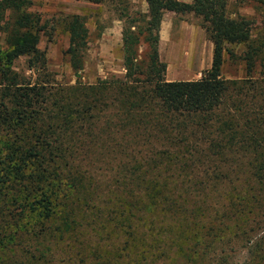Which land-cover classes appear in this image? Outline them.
Instances as JSON below:
<instances>
[{
  "label": "trees",
  "instance_id": "16d2710c",
  "mask_svg": "<svg viewBox=\"0 0 264 264\" xmlns=\"http://www.w3.org/2000/svg\"><path fill=\"white\" fill-rule=\"evenodd\" d=\"M144 2L145 12L119 16L124 73L92 83L78 73L85 17L65 16L64 54L76 80L55 87L37 46L45 25L26 10L31 0H0V249L21 237L20 245L35 241L36 254L30 247L0 262L226 264L243 248L238 264H264V72L252 75L264 41L251 38L248 19L230 17L226 0ZM165 11L197 17L212 44L197 79L163 78ZM228 45L244 47L242 78L221 75ZM19 57L33 82L13 70ZM105 145L109 154L94 155L104 160L75 153ZM97 161L114 165L82 164Z\"/></svg>",
  "mask_w": 264,
  "mask_h": 264
},
{
  "label": "rangeland",
  "instance_id": "374dc122",
  "mask_svg": "<svg viewBox=\"0 0 264 264\" xmlns=\"http://www.w3.org/2000/svg\"><path fill=\"white\" fill-rule=\"evenodd\" d=\"M189 1V0H184ZM226 9L230 17L242 16L250 21V35L252 39L259 38L264 41V6L252 0H226ZM27 11L40 15L45 25L44 32L40 34L38 48L44 51L46 77L50 86L65 87L74 84L76 78L69 67L64 50L67 46V34L62 28L61 20L70 14H79L85 17L88 30L87 46L83 57V67L78 72L80 81L92 83L97 78L109 75L122 76L121 52V25L123 13L131 14L133 11H146L144 0H105L99 4H90L82 0H31ZM8 19L5 13V18ZM5 34L0 30V49L6 47ZM158 55L165 63L163 78L165 80H192L200 77L203 70L207 69L211 60L212 44L206 39L203 29L198 25V18L191 13H173L165 11L162 15L158 31ZM233 54L223 53L221 75L226 79H238L245 75V64L241 59L244 51L242 45H228ZM139 53L143 56L144 44L139 46ZM143 58V57H142ZM12 68L20 77L35 80L36 73L28 69L25 58L19 57L12 63ZM260 71L264 72V49L255 57L252 66V75L255 77ZM110 145L75 149L78 155L84 154L83 150L91 153L92 158L104 160L103 156L95 154H109ZM92 162L83 166L94 168L98 171L108 170L114 165L102 162ZM24 237V236H23ZM18 240V239H16ZM15 240V242H16ZM21 237L16 245L0 249V258H16L19 260L21 251L28 250L34 240H24L20 245ZM5 241L11 240L7 237ZM53 247L55 245H52ZM29 252L36 256L35 251ZM225 252H230L226 250ZM245 249L235 250V254L226 264H238L245 256ZM14 255V256H13ZM29 255V253H27ZM12 259V260H13ZM59 259V258H58ZM231 260V261H230ZM0 264H5L2 261ZM49 264H57L54 261ZM59 264H63L60 261Z\"/></svg>",
  "mask_w": 264,
  "mask_h": 264
},
{
  "label": "crops",
  "instance_id": "0c3cea01",
  "mask_svg": "<svg viewBox=\"0 0 264 264\" xmlns=\"http://www.w3.org/2000/svg\"><path fill=\"white\" fill-rule=\"evenodd\" d=\"M184 1V0H183ZM190 1V0H189Z\"/></svg>",
  "mask_w": 264,
  "mask_h": 264
}]
</instances>
